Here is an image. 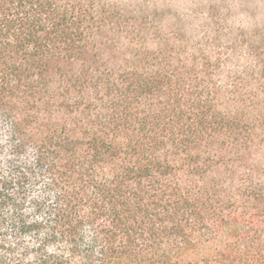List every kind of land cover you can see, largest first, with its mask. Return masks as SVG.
<instances>
[{
	"label": "trees",
	"instance_id": "trees-1",
	"mask_svg": "<svg viewBox=\"0 0 264 264\" xmlns=\"http://www.w3.org/2000/svg\"><path fill=\"white\" fill-rule=\"evenodd\" d=\"M0 0V264H264V0Z\"/></svg>",
	"mask_w": 264,
	"mask_h": 264
},
{
	"label": "rangeland",
	"instance_id": "rangeland-1",
	"mask_svg": "<svg viewBox=\"0 0 264 264\" xmlns=\"http://www.w3.org/2000/svg\"><path fill=\"white\" fill-rule=\"evenodd\" d=\"M179 4L182 5V7H186V6H185V4H186V0H181Z\"/></svg>",
	"mask_w": 264,
	"mask_h": 264
}]
</instances>
